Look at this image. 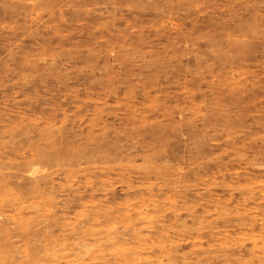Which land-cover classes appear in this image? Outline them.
I'll return each mask as SVG.
<instances>
[{
	"label": "rangeland",
	"instance_id": "374dc122",
	"mask_svg": "<svg viewBox=\"0 0 264 264\" xmlns=\"http://www.w3.org/2000/svg\"><path fill=\"white\" fill-rule=\"evenodd\" d=\"M0 218V264H264V0H0Z\"/></svg>",
	"mask_w": 264,
	"mask_h": 264
},
{
	"label": "bare ground",
	"instance_id": "6f19581e",
	"mask_svg": "<svg viewBox=\"0 0 264 264\" xmlns=\"http://www.w3.org/2000/svg\"><path fill=\"white\" fill-rule=\"evenodd\" d=\"M37 183V182H36ZM33 188H35V191H38V189L40 188V186L38 184H34ZM95 220H100V218L96 217ZM4 231H7V228L5 227V223L4 220H2V218H0V234H2ZM23 232H27L26 228H24L23 231H21V234H23ZM37 230L33 231H29L28 235H31V233H34V235H37ZM85 235L81 234L80 236L78 235V239L81 240V238H83ZM120 260L119 263L120 264H145V262H141L139 261V258L134 256L132 258H128L125 256V254L119 255L118 256Z\"/></svg>",
	"mask_w": 264,
	"mask_h": 264
}]
</instances>
